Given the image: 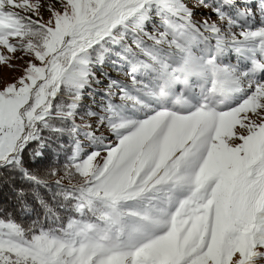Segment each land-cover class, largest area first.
<instances>
[{
	"label": "snow or ice",
	"instance_id": "6c2138e0",
	"mask_svg": "<svg viewBox=\"0 0 264 264\" xmlns=\"http://www.w3.org/2000/svg\"><path fill=\"white\" fill-rule=\"evenodd\" d=\"M3 68L0 264H264V0H0Z\"/></svg>",
	"mask_w": 264,
	"mask_h": 264
},
{
	"label": "trees",
	"instance_id": "16d2710c",
	"mask_svg": "<svg viewBox=\"0 0 264 264\" xmlns=\"http://www.w3.org/2000/svg\"><path fill=\"white\" fill-rule=\"evenodd\" d=\"M18 75L17 73L14 74ZM13 77V76H11ZM0 202H3L5 205L11 206L13 205V190L9 187H4L0 189Z\"/></svg>",
	"mask_w": 264,
	"mask_h": 264
},
{
	"label": "rangeland",
	"instance_id": "374dc122",
	"mask_svg": "<svg viewBox=\"0 0 264 264\" xmlns=\"http://www.w3.org/2000/svg\"><path fill=\"white\" fill-rule=\"evenodd\" d=\"M201 11H204V10L201 9ZM232 62H235V59L234 58H233V61ZM0 72H2V74H3V76H4V78L6 80H10L12 78L11 76H14V74H15V73L11 72V70H9L7 68L0 69Z\"/></svg>",
	"mask_w": 264,
	"mask_h": 264
}]
</instances>
